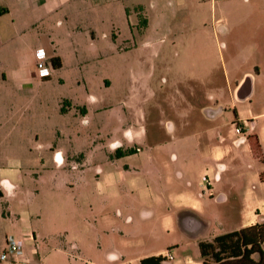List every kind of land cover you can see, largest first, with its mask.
<instances>
[{
  "label": "rangeland",
  "instance_id": "374dc122",
  "mask_svg": "<svg viewBox=\"0 0 264 264\" xmlns=\"http://www.w3.org/2000/svg\"><path fill=\"white\" fill-rule=\"evenodd\" d=\"M105 1L108 7L102 8L101 15L106 23L101 30L107 33V41L78 39L76 52H65L70 56L63 69L55 72L50 68V76L43 80L30 60L34 78L29 82L36 96L11 94L7 98V120L0 122V191L4 194L0 196V255L6 238L13 237L23 241L22 254L31 259L34 248L37 257L50 251L48 264H102L105 252L116 249L114 234L106 237L105 216L115 219L118 226L128 213L134 217L130 239L142 236L146 240L148 231L156 232V238L141 244L142 251L167 243H161L163 238L158 236V221L157 225L146 221L148 207L153 206L142 200L146 197L142 186L165 173L163 167L149 165L146 149L159 146L158 156L167 157L164 147L181 145L184 139L178 134L183 131L176 132L179 138L172 140L168 132L170 123L181 126L180 118L187 121L184 132L188 136L208 125L199 103H186L199 99L200 90L185 79L211 66L217 77L221 63L215 48L209 49L214 56L204 60L197 55L195 42L188 40L190 12L195 11L191 1L172 0L170 4L155 0L166 23L157 22L158 11L152 14L148 30H141V9L132 7L148 0H124L125 8L131 10L128 18L129 9H124L122 16L121 8L117 13L116 0H88V17L93 15L94 4ZM28 42L32 49L38 45L31 37ZM110 42H115L117 54ZM91 97L97 104L91 103ZM70 106L87 111L85 128L81 120L62 117L61 110ZM1 109L2 105L3 116ZM228 127L224 123L221 130ZM195 142L191 138L185 145L192 147ZM114 143L118 147L112 150ZM251 143L257 152L255 142ZM47 146L62 150L63 166L55 159V164H43L51 156ZM128 150L134 155L115 156L116 151ZM105 171L116 173L122 183L112 188L96 184ZM196 175L197 168L192 178ZM7 182L15 187L14 196L6 189ZM137 200L139 205L132 209ZM20 213L21 220L17 219ZM60 242L66 245L70 258L56 255L57 259L51 251ZM261 248L264 251V243Z\"/></svg>",
  "mask_w": 264,
  "mask_h": 264
},
{
  "label": "crops",
  "instance_id": "0c3cea01",
  "mask_svg": "<svg viewBox=\"0 0 264 264\" xmlns=\"http://www.w3.org/2000/svg\"><path fill=\"white\" fill-rule=\"evenodd\" d=\"M167 1L172 3V0ZM185 1H191L195 10L190 12L192 17L188 23L192 28L187 34L188 40L195 42V51L204 60L213 55L209 49L215 48L221 63L217 77L216 68L211 66L185 79L200 90L199 99L186 103H199L208 125L188 136L184 132L187 121L180 118L181 126L170 123L168 132L172 140L179 138L176 132L183 131L178 134L184 139L181 145L164 147L167 157L158 156L159 146L146 149L149 165L163 167L165 171L158 179L142 186L146 195L142 200L153 206L148 207L146 221L156 225L158 221V236L163 238L161 243H167L142 251L144 241L156 238L154 230L145 234L146 240L142 236L130 239L128 236L134 234L130 228L134 218L131 214L118 226L115 219L105 216L106 237L114 234L116 249L105 252L102 264H140L141 259L151 256L165 257L164 264H202L199 242H210L216 236L264 222V0ZM114 2L117 13L121 8L120 16L124 9L130 8H125L124 0ZM87 5L88 0H0V105L3 111L0 122L7 120V98L11 94L30 99L36 96L29 82L34 78L29 63L31 60L34 65L37 49H43L50 58L59 59L61 67L54 70L56 72L63 69L70 56L65 52H76L78 39L88 38L91 43L107 41V33L101 30L106 23L101 10L103 7L107 10L108 1L94 4L92 17L87 15L90 9ZM132 7L142 11L146 20L143 30L149 29L152 14L158 11L161 12L157 22L166 23V15L155 0L136 2ZM130 14L129 9L126 17ZM29 37L38 42L34 49L29 48ZM114 38L112 33L113 41ZM114 43L110 42L109 46L117 54ZM12 78L14 81H8ZM90 101L97 104L98 100L91 97ZM79 110L78 106H70L61 112L62 117L81 120L85 128L87 111ZM191 111L189 109V113ZM224 123L229 127L222 131ZM235 123L244 125V141L235 134L232 127ZM191 138L196 142L189 147L185 144ZM47 147L51 156L43 164H55V159L63 166L62 150ZM116 147L118 144L114 143L111 149ZM195 168L199 175L192 178ZM101 173L94 182L103 188L122 183V178L112 171ZM5 185L14 196L15 187L8 182ZM0 196L4 197L1 191ZM138 205L139 200L132 209ZM7 213L10 216L9 211ZM22 218V213L18 214L17 219ZM66 249L61 243L51 251L55 256L70 258ZM49 252L37 257L39 253L33 248L34 259L25 254L22 258L32 264H48L45 262Z\"/></svg>",
  "mask_w": 264,
  "mask_h": 264
},
{
  "label": "trees",
  "instance_id": "16d2710c",
  "mask_svg": "<svg viewBox=\"0 0 264 264\" xmlns=\"http://www.w3.org/2000/svg\"><path fill=\"white\" fill-rule=\"evenodd\" d=\"M140 23L143 30L145 18L142 17ZM60 67L59 59L51 58V68L57 70ZM132 153V150L116 151L115 156L123 157ZM263 243L264 223H261L216 236L210 242H199L198 250L202 264H264ZM165 261V257L151 256L141 259L140 264H164Z\"/></svg>",
  "mask_w": 264,
  "mask_h": 264
},
{
  "label": "built area",
  "instance_id": "2783aa9c",
  "mask_svg": "<svg viewBox=\"0 0 264 264\" xmlns=\"http://www.w3.org/2000/svg\"><path fill=\"white\" fill-rule=\"evenodd\" d=\"M35 66L40 79H45L50 76L51 58L46 55L43 49H37L35 51ZM235 134L240 136L241 141L246 138L243 135L244 125L241 123H235L234 125ZM6 248L0 255V261H9L10 264H32L22 258V246L23 241L21 239H15L13 237L6 238ZM169 255L166 256L168 258Z\"/></svg>",
  "mask_w": 264,
  "mask_h": 264
}]
</instances>
